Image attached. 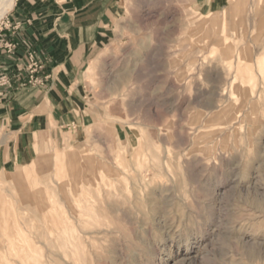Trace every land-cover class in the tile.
Masks as SVG:
<instances>
[{
  "label": "rangeland",
  "instance_id": "374dc122",
  "mask_svg": "<svg viewBox=\"0 0 264 264\" xmlns=\"http://www.w3.org/2000/svg\"><path fill=\"white\" fill-rule=\"evenodd\" d=\"M120 2L84 70L85 109L0 160V184L61 226L59 264H198L225 196L264 176V0ZM178 177L191 225L168 211Z\"/></svg>",
  "mask_w": 264,
  "mask_h": 264
},
{
  "label": "crops",
  "instance_id": "0c3cea01",
  "mask_svg": "<svg viewBox=\"0 0 264 264\" xmlns=\"http://www.w3.org/2000/svg\"><path fill=\"white\" fill-rule=\"evenodd\" d=\"M120 9V0H17L0 30V160L22 159L51 116L85 109L84 70ZM30 53L49 76L43 89L17 79Z\"/></svg>",
  "mask_w": 264,
  "mask_h": 264
},
{
  "label": "clouds",
  "instance_id": "9594fccd",
  "mask_svg": "<svg viewBox=\"0 0 264 264\" xmlns=\"http://www.w3.org/2000/svg\"><path fill=\"white\" fill-rule=\"evenodd\" d=\"M16 3L17 0H7L4 7L11 12ZM176 181L181 182V196L168 211L173 222L178 220L180 226L191 225L196 220L192 214L195 205L191 196L182 195L186 191L182 177ZM7 188V183L0 184L4 241L0 264H17L18 257L12 254L13 246H22L29 253L24 264H59L55 253L66 247L61 226L40 214L38 209L24 205L14 191L5 192ZM136 207L140 212L147 211L143 199L136 201ZM26 215L28 219L23 224V231H18L17 221H24ZM198 264H264V176L257 186L245 190L237 187L225 196L220 223L201 249Z\"/></svg>",
  "mask_w": 264,
  "mask_h": 264
},
{
  "label": "built area",
  "instance_id": "2783aa9c",
  "mask_svg": "<svg viewBox=\"0 0 264 264\" xmlns=\"http://www.w3.org/2000/svg\"><path fill=\"white\" fill-rule=\"evenodd\" d=\"M45 68L42 63L37 61L33 53H30L26 63V67L22 72L17 74V79L23 86L35 87L39 89L45 88L48 83L49 76L44 77ZM2 85L10 84V79L3 78Z\"/></svg>",
  "mask_w": 264,
  "mask_h": 264
},
{
  "label": "bare ground",
  "instance_id": "6f19581e",
  "mask_svg": "<svg viewBox=\"0 0 264 264\" xmlns=\"http://www.w3.org/2000/svg\"><path fill=\"white\" fill-rule=\"evenodd\" d=\"M5 4H7V0H3V3H0V14H2V15H0V25L3 23V21H4V19L6 18V16L10 13L8 10H6V8L4 7V5ZM256 14V13H255ZM241 50V49H240ZM238 54V53H237ZM237 59V58H236ZM242 83H243V81H242ZM251 100H253V99H251ZM245 101V100H244ZM250 104H252V103H250ZM230 108H232V107H230ZM229 108V109H230ZM228 109V110H229ZM232 110V109H231ZM233 112H235V111H233ZM242 112V111H241ZM231 114V113H230ZM236 114V113H235ZM231 116V115H230ZM233 116V115H232ZM60 158L59 157H57L56 158V162L57 163H61L60 162ZM55 162V163H56ZM58 165V164H57ZM59 171V170H58ZM107 173H108V171H107ZM104 174V173H103ZM119 175V174H118ZM100 176V175H99ZM103 176V175H102ZM101 177V176H100ZM121 178H122V176H120ZM102 181L103 182H106V176L104 175L103 177H102ZM76 183V182H75ZM75 185V184H74ZM66 189V188H65ZM63 190V189H62ZM39 191V190H38ZM44 193V192H43ZM74 194V193H73ZM83 194V193H82ZM35 196V195H34ZM45 196V195H44ZM70 197V196H69ZM75 198V197H74ZM36 200V199H35ZM71 202V201H70ZM78 204V203H77ZM51 205V204H50ZM72 206H73V204H71ZM80 206V205H79ZM51 209V208H50ZM56 210V209H55ZM58 215V214H57ZM60 218V217H59ZM2 219V218H1ZM59 220V219H58ZM19 221V220H18ZM1 223V222H0ZM2 225V224H1ZM19 227V226H18ZM2 229V228H1ZM1 236V235H0Z\"/></svg>",
  "mask_w": 264,
  "mask_h": 264
}]
</instances>
